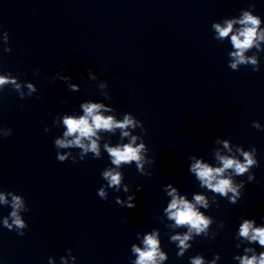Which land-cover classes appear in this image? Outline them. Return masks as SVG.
Wrapping results in <instances>:
<instances>
[{
    "label": "clouds",
    "instance_id": "clouds-1",
    "mask_svg": "<svg viewBox=\"0 0 264 264\" xmlns=\"http://www.w3.org/2000/svg\"><path fill=\"white\" fill-rule=\"evenodd\" d=\"M254 10L255 4H251L248 9H242L239 16L224 18L221 22H213L211 25L215 40L222 43L227 38L231 44L232 50L228 53V67L233 71H239L242 66H251L254 72L260 70L259 54L264 51V47H262L264 45V23H262L264 19L253 14ZM2 34L3 51L10 53L12 49L8 46L9 34L7 31H3ZM253 49L255 52L248 55ZM57 77L61 81L67 82L69 91H80V86L72 83L70 76L61 72L57 73ZM89 79L97 80V75L91 70H89ZM98 86L103 90L108 85L106 81H102ZM8 87H11L21 100L31 97L38 91L34 83L21 81L11 72H4L3 64L0 62V97ZM104 97L111 99L107 93H104ZM22 107L23 105H21ZM79 108L82 114L65 113L53 121L54 126L62 125L64 129L62 135L54 139L57 161L64 163L72 160L75 163L77 157L83 161L89 153L94 159L99 160L106 152L111 166L104 168L101 172L106 184L97 190V195L102 200H108V189H113L116 192L122 189L125 193H130L131 189L125 183L122 169L135 164L139 174L151 176L152 173L148 169L155 163V159L149 156L150 150L143 136L133 134L136 129H140L146 134L147 130L144 128L143 122L130 112L123 113L122 119H118L116 109L103 102L85 100L80 103ZM252 127L264 130L257 121L252 122ZM45 131H50V129L46 128ZM117 131H119L118 143L113 145L104 139V134L114 136ZM11 132L10 128H0L2 137L10 136ZM125 138L128 141L126 143L124 142ZM102 141L103 143H101ZM214 143L218 145L212 153L215 164L195 155L188 157L190 161L188 172L194 176L199 187L205 190L204 192H194L192 198L189 199L187 194H182L177 187L170 183L163 188L170 198L167 206L163 209V215L168 221L173 222L169 227L186 229L183 232L170 235V242L175 243L178 248V257H183L188 252L196 237L216 238L218 233L211 231L215 220L206 212L213 204L219 207L217 196L226 199L232 205L239 203L246 183L243 180L237 182L236 177L247 175L248 183L256 180L255 173L252 172L253 168L259 167L255 147L245 150L242 145H233L229 139L221 138H216ZM73 149L80 151L77 155H73L71 151ZM221 149L226 154H222ZM140 190L141 186H137V191ZM207 192H211L213 195L209 197ZM134 201L135 193L128 195L127 199L116 197L115 200L121 207L129 209L136 207ZM0 205L9 206L11 209L9 214L0 221L2 226L9 231H15L19 236H24L25 229L29 227L22 215L29 211L25 198L12 191L0 190ZM223 226V221H221L219 227L223 228ZM137 239L140 243L131 245V253L135 259L130 260V264H163L165 260H168V254L162 250L159 229L144 233L142 239L137 233ZM235 239L239 241L236 244L237 248L243 244H255L264 249V224L258 225L255 219L242 216ZM189 259L190 264H217L220 255L216 253L211 261L206 260L201 254ZM233 259L238 261V264H264V251L257 252L255 247L246 246L243 248V255H236ZM70 260L74 262L76 257L71 255L69 249L68 256L60 258V264H70ZM48 264H56L55 259L49 257Z\"/></svg>",
    "mask_w": 264,
    "mask_h": 264
}]
</instances>
